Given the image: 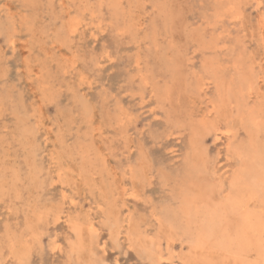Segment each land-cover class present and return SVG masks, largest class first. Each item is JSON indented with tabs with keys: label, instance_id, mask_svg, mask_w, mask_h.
I'll return each mask as SVG.
<instances>
[{
	"label": "rangeland",
	"instance_id": "obj_1",
	"mask_svg": "<svg viewBox=\"0 0 264 264\" xmlns=\"http://www.w3.org/2000/svg\"><path fill=\"white\" fill-rule=\"evenodd\" d=\"M0 185V264H264V0H0Z\"/></svg>",
	"mask_w": 264,
	"mask_h": 264
},
{
	"label": "bare ground",
	"instance_id": "obj_2",
	"mask_svg": "<svg viewBox=\"0 0 264 264\" xmlns=\"http://www.w3.org/2000/svg\"><path fill=\"white\" fill-rule=\"evenodd\" d=\"M216 5H217V4H216ZM225 6H227V5H225ZM213 7H214V6H213ZM229 12H230V11H229ZM224 14H225V13H224ZM229 14H230V13H229ZM217 15H218V14H217ZM219 15H220V13H219ZM234 15H235V14H234ZM212 17H213V16H212ZM218 17H219V16H218ZM220 17H221V16H220ZM103 21H104V20H103ZM105 21H106V20H105ZM110 22H111V21H110ZM100 23H101V22H100ZM216 25H217V24H216ZM213 26H214V25H213ZM232 26H233V25H232ZM229 28H230V27H229ZM102 29H103V28H102ZM192 29H193V28H192ZM193 30H194V29H193ZM221 32H222V31H221ZM191 34H192V33H191ZM206 35H207V34H206ZM208 40H209V39H208ZM223 48H224V47H223ZM204 50H205V49H204ZM136 65H137V64H136ZM212 69H214V68H212ZM208 71H209V70H208ZM156 72H157V71H156ZM205 72H206V71H205ZM235 73H236V72H235ZM244 73H245V72H244ZM36 76H37V75H36ZM248 79H249V78H248ZM199 80H200V79H199ZM202 81H203V80H202ZM201 83H202V82H201ZM225 84H226V83H225ZM242 84H243V82H242ZM247 86H248V85H247ZM227 87H228V86H227ZM227 87H226V88H227ZM229 89H230V92H231V87H229ZM243 89H244V88H243ZM225 90H226V89H225ZM249 90H250V89H249ZM226 91H227V90H226ZM241 92H244V91H241ZM225 93H226V92H225ZM228 93H229V92H228ZM245 93H247L246 90H245ZM231 94H232V92H231ZM249 94H250V93H249ZM185 95H186V94H185ZM226 95H227V94H226ZM226 95H225L224 97H226ZM240 95H241V94H240ZM250 95H251V94H250ZM246 96H247V95H246ZM246 96H245V97H246ZM189 97H190V96H189ZM220 97H221V96H220ZM231 97H233V95H232ZM241 97H242V95H241ZM194 98H195V97H194ZM227 100H228V99H227ZM230 100H231V99H230ZM218 101H219V100H218ZM228 101H229V100H228ZM242 102H243V101H242ZM221 103H222V102H221ZM228 103H229V102H228ZM222 104H223V103H222ZM235 104H236V103H235ZM234 106H235V105H234ZM215 107H216V106H215ZM227 109H228V107H227ZM202 110H203V109H202ZM216 110H217V109H216ZM247 110H248V109H247ZM247 110H246V111H247ZM250 110H251V109H250ZM234 111H235V110H234ZM248 111H249V110H248ZM261 114H262V113H261ZM171 117H172V116H171ZM190 117H191V116H190ZM192 118H193V117H192ZM176 119H177V118H176ZM185 121H186V120H185ZM246 121H247V120H246ZM241 122H242V121H241ZM117 125H118V124H117ZM198 125H199V124H198ZM186 126H188V125H186ZM201 126H202V125H201ZM217 129H218V128H217ZM200 130H201V129H200ZM206 130H207V129H206ZM215 130H216V129H215ZM224 130H225V129H224ZM93 131H94V130H93ZM211 131H214V129L211 128ZM221 131H222V130H221ZM226 131H227V130H226ZM224 132H225V131H224ZM204 133H205V132H204ZM227 133H229V131H228ZM200 134H201V133H200ZM220 134H221V132H220ZM175 135H176V134H175ZM204 135H205V134H204ZM214 136H215V134H214ZM227 136H228V135H227ZM215 138H216V137H215ZM215 140H216V139H215ZM196 141H197V140H196ZM257 141H258V140H257ZM229 142H230V141H229ZM258 142H259V141H258ZM187 143H188V142H187ZM201 143H202V142H201ZM226 143H227V142H226ZM227 144H228V143H227ZM230 150H231V149H230ZM189 151H190V150H189ZM198 151H199V150H198ZM232 152H233V151H232ZM194 153H196V152L194 151ZM197 154H198V153H197ZM217 156H218V155H217ZM196 158H197V157H196ZM196 158H195V159H196ZM195 159H194V160H195ZM192 162H193V161H192ZM194 163H195V162H194ZM214 163H215V161H214ZM210 164H211V163H210ZM130 166H131V165H130ZM200 166H202V165H200ZM200 166H199V167H200ZM131 167H132V166H131ZM199 167H198V168H199ZM203 168H204V166H203ZM205 168H206V167H205ZM234 168H235V167H234ZM234 168H233V170H235ZM199 169H200V168H199ZM209 170H210V169H209ZM230 170H231V169H230ZM247 172H248V171H247ZM248 173H249V172H248ZM176 175H177V174H176ZM241 175H242V174H241ZM242 176H243V175H242ZM243 177H244V176H243ZM241 178H242V177H241ZM5 179H6V178H5ZM245 180H246L247 183H248V177H247V179H244V181H245ZM41 181H42V180H41ZM244 181H243V182H244ZM2 182H3V181H2ZM9 182H10V181H9ZM244 183H245L244 185H246V182H244ZM1 185H3V184H1ZM1 185H0V186H1ZM248 185H249V184H248ZM244 187H245V186H244ZM244 187H243V190H244ZM212 188H213V187H212ZM249 188L252 189L250 186H249ZM8 189H9V188H8ZM245 189H246V188H245ZM4 190H5V189H4ZM121 190H122V189H121ZM241 190H242V189H241ZM253 190H254V187H253ZM6 191H8V190H6ZM1 193H2V191H1ZM4 194H5V193H4ZM18 195H19V194H18ZM250 195H251V194H250ZM253 196H256V194L253 195ZM174 197H175V196H174ZM249 197H250V196H248V198H249ZM181 198H182V197H181ZM196 198H197V197H196ZM250 198H251V197H250ZM186 199H187V198H186ZM186 199H185V200H186ZM237 199H239V198H237ZM251 199H252V198H251ZM198 200H199V198H198ZM216 200H217V199H216ZM243 201H244V199H243ZM247 201H248V200H247ZM249 201H250V199H249ZM251 201H252V200H251ZM185 202H187V201H185ZM185 202H184V203H185ZM244 202H245V201H244ZM8 203H9V202H8ZM203 203H204V202H203ZM240 204H241V203H240ZM242 204H243V203H242ZM246 204H247V203H246ZM185 205H188V204L186 203ZM195 205H196V204H195ZM201 205H202V204H201ZM203 205H204V204H203ZM226 205H227V204H226ZM230 205H231V204H230ZM191 206H192V203H191ZM193 206H194V205H193ZM199 206H200V205H199ZM199 206H198V207H199ZM224 206H225V204H224ZM238 206H239V204H238ZM241 206H242V205H241ZM243 206H244V205H243ZM186 207H187V206H186ZM227 207L229 208V207H231V206H227ZM227 207H223V210H224L225 208L227 209ZM188 208H189V206H188ZM191 208H192V207H191ZM219 208L221 209V205H220ZM238 208H239V207H238ZM240 208H241V207H240ZM246 208H248V206H247ZM246 208H245V209H246ZM211 209H212V208H211ZM226 209H225V210H226ZM186 210H187V208H186ZM190 210H191V209H190ZM194 210H195V209H194ZM198 210H199V208H198ZM214 210H215V209H214ZM234 210H235V209H234ZM191 211H192V210H191ZM46 213H47V212H46ZM186 213L188 214L189 212H186ZM184 214H185V213H184ZM238 214H239V212H238ZM40 215H41V214H40ZM40 215H39V216H40ZM192 215H194V214H192ZM35 216H36V215H35ZM39 216H38V217H39ZM57 216H58V214H57ZM194 216H195V215H194ZM194 216H193V217H194ZM196 216H198V215H196ZM46 217H47V215H46L45 217H43L42 219H44V218H46ZM184 217H185V216H184ZM186 217H187V216H186ZM239 217H241V216H239ZM239 217H238V218H239ZM262 217H263V216H262ZM57 218H58V217H57ZM77 218H78V217H77ZM251 218H252V217H251ZM263 218H264V217H263ZM39 219H41V218H39ZM58 219H59V218H58ZM68 219H69V218H68ZM195 219H198V218H195ZM208 219H209V218H208ZM239 219H240V218H239ZM36 220H37V218H36ZM89 220H90V219H89ZM185 220H186V219H185ZM198 220H199V219H198ZM247 220H249V219H247ZM255 220H256V219H255ZM258 220L260 221V219H258ZM258 220H257V221H258ZM25 221H26V219H25ZM71 221H72V220H71ZM186 221H188V219H187ZM250 221H251V220H250ZM26 222H27V221H26ZM46 222L48 223V221H46ZM68 222H69V221H68ZM72 222H73V221H72ZM89 222H92V220L89 221ZM189 222H190V221H189ZM204 222H205V221H204ZM204 222H203V223H204ZM244 222H245V218H244ZM27 223H28V222H27ZM29 223H30V222H29ZM96 223H97V222H96ZM197 223H199V222H197ZM249 223H250V222H249ZM255 223H256V222H255ZM255 223H254V224H255ZM262 223H263V222H262ZM35 224H37V223L35 222ZM98 224H99V221H98ZM187 224H189V223H187ZM191 224H192V223H191ZM263 224H264V223H263ZM6 225H7V227L9 226L8 224H6ZM25 225H26V224H25ZM27 225H28V224H27ZM27 225H26V228H28ZM29 225H30V224H29ZM69 225H70V224L68 223V226H69ZM81 225H82V224H81ZM87 225H88V224H87ZM89 225H91V224H89ZM189 225H190V224H189ZM189 225H188V226H189ZM192 225H193V224H192ZM202 225H203V224H202ZM238 225H239V224H238ZM35 226H37V225H35ZM70 226H72V225H70ZM91 226H92V225H91ZM190 226H191V225H190ZM190 226H189V228H190ZM256 226H257V225H256ZM256 226H255V227H256ZM73 227H74V224H73ZM86 227H87V226H86ZM89 227H90V226H89ZM89 227H87V228H89ZM92 227H93V226H92ZM193 227H194V225H193ZM202 227H204V226H202ZM238 227H239V228H238ZM3 228H4V227H3ZM24 228H25V227H24ZM29 228H30V227H29ZM36 228H37V227H36ZM74 228H75V227H74ZM81 228H82V227H81ZM184 228H185V227H184ZM195 228H196V227H195ZM237 228L240 229V226H237ZM256 228H257V227H256ZM8 229H9V227H8ZM21 229H22V228H21ZM21 229H20V230H21ZM31 229H33V227H32ZM31 229H30V230H31ZM48 229H49V228H48ZM90 229H93V228H90ZM99 229H100V228H99ZM190 229H191V228H190ZM196 229H197V228H196ZM198 229H199V227H198ZM257 229H258V228H257ZM263 229H264V228H263ZM20 230H19V232H20ZM71 230H72V229H71ZM93 230H94V229H93ZM188 230H189V229H188ZM191 230H193V229H191ZM191 230H190V231H191ZM199 230H200V229H199ZM199 230H197V232H198ZM259 230H260V229H259ZM14 231H15V230H14ZM31 231H33V230H31ZM36 231H37V230H35V232H36ZM78 231H79V230H78ZM100 231H101V230H100ZM111 231H112V230H111ZM194 231H195V230H194ZM255 231H256V229H255ZM255 231H254V232H255ZM260 231H261V230H260ZM4 232H5V231H4ZM33 232H34V231H33ZM33 232H32V234H33ZM37 232H39V231H37ZM40 232H41V231H40ZM199 232H200V231H199ZM240 232H241V231H240ZM246 232H247V231H246ZM261 232H262V231H261ZM5 233H6V232H5ZM11 233H12V232H11ZM15 233H17V232H15ZM24 233H25V232H24ZM73 233H74V232H73ZM75 233H76V232H75ZM192 233H193V232H192ZM202 233H203V232H202ZM202 233H201V234H202ZM256 233H257V232H256ZM259 233H260V232H259ZM17 234H18V233H17ZM32 234H31V235H32ZM79 234H80V232H79ZM86 234H87V233H86ZM97 234H98V233H97ZM195 234H196V232H195ZM199 234H200V233H199ZM199 234H196V235H199ZM234 234H235V233H234ZM245 234H246V233H244V235H245ZM7 235H8V234H6V236H7ZM12 235H13V234H12ZM19 235H20V233H19ZM54 235H55V234H54ZM75 235H76V234H75ZM77 235H78V234H77ZM77 235H76V239L79 240V238H77ZM193 235H194V234H193ZM196 235H195V236H196ZM246 235H247V234H246ZM254 235H255V233H254ZM261 235H262V234H261ZM261 235H259V237H260ZM8 236H9V235H8ZM14 236H15V235H14ZM56 236H57V235H56ZM78 236H79V235H78ZM98 236H99V235H98ZM234 236H235V235H234ZM234 236H233V238H234ZM256 236H257V235H256ZM256 236H255V237H256ZM4 237H5V236H4ZM25 237L27 238V236H25ZM199 237H201V235H199ZM246 237H248V236H246ZM246 237H242V238H246ZM6 238H7V237H6ZM18 238H20V240H21V237H18ZM31 238H32V237H31ZM31 238H30V239H31ZM52 238H53V237H52ZM52 238H51V239H52ZM54 238H55V237H54ZM196 238H197V237H196ZM201 238H202V237H201ZM201 238H200V239H201ZM230 238H231V237H230ZM230 238H229V239H230ZM233 238H232V239H233ZM249 238H250V237H249ZM14 239H15V237H14ZM32 239H33V238H32ZM32 239H31V241H32ZM86 239H87V238H86ZM102 239H103V238H102ZM198 239H199V238H198ZM258 239H259V238H258ZM260 239H261V238H260ZM6 240H7V239H6ZM9 240H10V239H9ZM17 240H18V239H17ZM22 240H23V239H22ZM97 240H98V239H97ZM236 240H237V238H236ZM246 240H248V239L246 238ZM246 240H245V241H246ZM2 241H3V240H2ZM31 241H30V242H31ZM36 241H37V240H36ZM38 241H39V239H38ZM81 241H82V240H81ZM93 241H94V240H93ZM95 241H96V240H95ZM98 241H99V240H98ZM199 241H200V240H199ZM201 241H202V240H201ZM232 241H233V240H232ZM250 241H252V243L250 242L251 245H252V244L255 245V243H254L253 240H250ZM255 241H256V240H255ZM7 242H8V240H7ZM16 242H17V241H16ZM28 242H29V241H28ZM58 242H59V241H58ZM58 242H57V243H58ZM79 242H80V241H79ZM79 242L77 241V243H79ZM104 242H105V241H104ZM106 242H107V241H106ZM229 242H230V241H229ZM235 242H236V241H235ZM257 242H258V241H257ZM260 242H261V241H260ZM2 243H3V242H2ZM5 243H6V242H5ZM92 243H93V242H92ZM94 243H95V242H94ZM101 243H102V242H101ZM236 243H237V242H236ZM242 243H244V240H243V242L241 241L240 244H242ZM246 243L248 244V241L245 242V246H244L245 249H246V247H247V246H246ZM22 244H23V242H22ZM26 244H27V243H26ZM29 244H30V243H29ZM37 244H38V242H37ZM53 244H54V243H53ZM58 244H60V242H59ZM73 244H74V243H73ZM73 244L71 243V245H73ZM105 244H106V243H105ZM201 244H202V243L200 242V245H201ZM8 245H9V244H8ZM8 245H7V246H8ZM11 245H12V243H11ZM13 245H14V244H13ZM40 245H41V244H40ZM40 245H39V246H40ZM94 245H95V244H94ZM261 245H262V244H261ZM9 246H10V245H9ZM17 246H18V245H17ZM17 246H15V248H16ZM22 246H23V245H22ZM24 246L27 247L26 245H24ZM30 246H31V245H30ZM35 246H36V245H34V247H35ZM37 246H38V245H37ZM39 246H38V247H39ZM78 246H79V245H78ZM87 246H88V245H87ZM252 246H253V245H252ZM255 246H257V244H256ZM19 247H21V245H20ZM57 247H58V245H57ZM71 247H72V246H71ZM249 247H250V245H249ZM8 248H9V247H8ZM13 248H14V247H13ZM15 248L12 249V250L15 251L16 249H19L18 247H17L16 249H15ZM52 248H53V247H52ZM74 248H75V247H74ZM92 248H93V246H92ZM105 248H106V247H105ZM204 248H205V247H204ZM255 248L257 249V247H255ZM258 248H259V247H258ZM262 248H263V247H262ZM25 249H27V248H25ZM29 249H32V248L30 247ZM39 249H40V248H39ZM50 249H51V248H50ZM59 249H60V248H59ZM71 249H72V248H71ZM96 249H97V248H96ZM100 249H101V248H100ZM202 249H203V248H202ZM243 249H244V248H243ZM12 250H11V252H12ZM104 250H105V249H104ZM246 250L249 252V249H248V248H247ZM246 250H244V252H245ZM258 250L261 251L260 248H259ZM14 251H13V252H14ZM19 251H20V249H19ZM25 251H26V250H25ZM63 251H64V250H63ZM251 251H253V250H251V248H250V252H251ZM254 251H255V250H254ZM259 251H258V252H259ZM16 252H17V251H16ZM54 252H55V251H54ZM65 252H66V251H65ZM100 252H102V250H101ZM100 252H99L98 254H100ZM215 252H216V251H215ZM218 252H219V251H218ZM248 252H247V253H248ZM21 253H22V251H21ZM21 253H20V254H21ZM26 253H27V252H26ZM26 253H25V254H26ZM70 253H71V252H70ZM72 253H73V252H72ZM72 253H71V254H72ZM76 253H77V251H76ZM82 253H83V252H82ZM224 253H225V252H224ZM224 253H223V254H224ZM14 254H15V253H14ZM54 255H55V254H54ZM114 255H115V254H114ZM234 255H235V254H234ZM69 256H70V255H69ZM158 256H160V255H158ZM75 257H77V256L75 255ZM19 258H20V257H19ZM23 258H24V257H23ZM225 258H226V257H225ZM227 258H228V256H227ZM100 259H101V258H100ZM114 259H115V258H114ZM167 259H168V258H167ZM228 259H229V258H228ZM75 260H76V258H75ZM77 260H78V258H77ZM102 260H103V259H102ZM160 260H162V259H160ZM226 260H227V259H226ZM239 260H240V259H239ZM16 261H17V260H16ZM71 261H72V260H71ZM77 263H78V262H77ZM74 264H75V262H74ZM116 264H117V263H116ZM250 264H251V263H250Z\"/></svg>",
	"mask_w": 264,
	"mask_h": 264
}]
</instances>
